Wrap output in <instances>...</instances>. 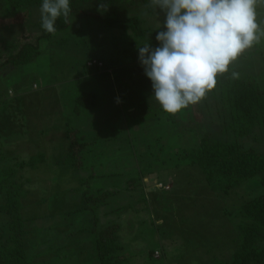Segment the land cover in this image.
<instances>
[{
    "label": "rangeland",
    "instance_id": "rangeland-1",
    "mask_svg": "<svg viewBox=\"0 0 264 264\" xmlns=\"http://www.w3.org/2000/svg\"><path fill=\"white\" fill-rule=\"evenodd\" d=\"M4 2L0 0V19L10 15L2 9ZM25 12L22 26L0 28L1 44L13 42L23 30L38 31L40 9ZM137 15L146 26L159 29L163 24L160 11L148 17L137 11L128 17ZM257 22L259 41L230 67L251 75L264 89V4L257 5ZM72 23L68 32L40 42L31 64L0 71V169L15 168L38 154L46 159L35 170L19 169L14 178L27 192L21 213L31 220L32 233L25 239L29 260L97 264L95 238L113 224L120 226L119 242L130 256L128 264H219L230 259L239 245L236 221L228 214H236L262 190L246 183L227 195L212 193L199 169L180 159L182 150L195 147L198 135L207 130H193L183 109L164 112L151 99V82L138 61L119 65L112 79L86 73L85 57L109 58L112 39L121 35L93 20ZM34 79L52 86L45 88L47 84ZM89 93L96 97L94 106L74 103ZM208 104L213 107L212 101ZM219 120L216 114V125ZM74 130L76 138L87 143L76 154L80 167L56 166L70 153L66 134ZM216 132L212 135L219 139ZM257 141L264 143L262 138ZM255 143L244 142L246 147ZM128 181L132 187L137 184L135 191H127ZM86 190L94 195L119 193L101 196L103 205L91 214L84 210ZM71 232L74 235L68 236Z\"/></svg>",
    "mask_w": 264,
    "mask_h": 264
},
{
    "label": "trees",
    "instance_id": "trees-1",
    "mask_svg": "<svg viewBox=\"0 0 264 264\" xmlns=\"http://www.w3.org/2000/svg\"><path fill=\"white\" fill-rule=\"evenodd\" d=\"M4 1L2 9L6 7L10 15L0 19V28L22 26L27 19L25 11L30 8L40 9L42 3V0ZM149 5L150 0H71V14L67 19L61 17L57 20V31L54 34L46 33L39 20L38 31L35 33L23 30L13 42H0V71L10 66L18 68L31 64L39 55L40 42L68 32L73 21L93 20L106 31L119 32L121 37L112 39L113 52L109 58L88 55L84 59L83 69L86 73L92 71L96 76L106 79L115 78L119 65L127 60L138 61V47L148 43L153 48L158 46L155 36L161 30L146 26L139 15L128 17L137 11H142L147 17L159 12ZM120 55L125 59H121ZM244 56L243 52L240 57ZM94 61L101 67L88 66ZM216 81L215 87L200 102L183 109L184 120L190 123L189 126L193 130H200L199 132L205 128L207 133L198 135L195 147L182 150L184 154L180 159L199 169L206 185L214 194L227 195L246 183H256L259 186L261 193L242 204L236 214H228L236 221L239 246L230 259L219 264H264V143L257 141L260 138L264 140V89L251 75L242 76L236 67H229L226 73L217 75ZM95 99L91 93L80 94L74 103L87 109L95 105ZM210 101L213 102V107L209 109ZM211 109L214 116L217 114L220 117L217 125ZM77 132L67 131L70 153L56 161V166L68 165L79 169L76 154L85 149L87 143H83V138H76ZM214 132L220 135L219 139L213 137ZM247 141L258 145L255 143L256 147H246L244 142ZM45 160L43 154H38L27 161H19L15 168L0 169V196L3 198H0L3 202L0 204V217L3 219L0 222V264H32L25 249V239L32 233L29 229L31 220L24 219L21 213L22 201L27 192L14 178L19 169L28 167L35 170ZM132 185L127 182V191L137 189L136 183L134 187ZM100 193L89 194L86 190L83 197L85 211L92 214L99 205H103L105 199L101 196L113 198L119 192ZM64 219L65 215L62 216V220ZM119 228L115 224L109 225L96 236L93 250L97 264L129 263L130 256L124 252L119 242ZM72 235L73 232L68 236Z\"/></svg>",
    "mask_w": 264,
    "mask_h": 264
},
{
    "label": "clouds",
    "instance_id": "clouds-1",
    "mask_svg": "<svg viewBox=\"0 0 264 264\" xmlns=\"http://www.w3.org/2000/svg\"><path fill=\"white\" fill-rule=\"evenodd\" d=\"M258 3L264 0H150L164 15L163 30L155 36L158 46L138 47V62L151 82V99L164 112L175 114L200 102L217 75L259 41ZM70 4L42 0L41 28L54 34L57 20L70 16Z\"/></svg>",
    "mask_w": 264,
    "mask_h": 264
},
{
    "label": "crops",
    "instance_id": "crops-1",
    "mask_svg": "<svg viewBox=\"0 0 264 264\" xmlns=\"http://www.w3.org/2000/svg\"><path fill=\"white\" fill-rule=\"evenodd\" d=\"M41 74H42V72H41ZM40 74V75H41ZM42 76H43V74H42ZM34 81L35 82H38V83H43L44 85L45 84H47V85H45V88H50L52 85H50V82L49 83H44L45 81H44V79L43 80H41V79H38L37 81L34 79ZM34 88V87H33ZM38 87L35 85V88L34 89H37Z\"/></svg>",
    "mask_w": 264,
    "mask_h": 264
},
{
    "label": "built area",
    "instance_id": "built-area-1",
    "mask_svg": "<svg viewBox=\"0 0 264 264\" xmlns=\"http://www.w3.org/2000/svg\"><path fill=\"white\" fill-rule=\"evenodd\" d=\"M89 67H101L100 64L96 63L95 61L88 64Z\"/></svg>",
    "mask_w": 264,
    "mask_h": 264
}]
</instances>
